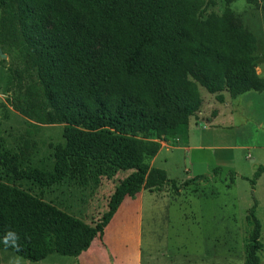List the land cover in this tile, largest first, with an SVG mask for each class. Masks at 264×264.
<instances>
[{"label":"trees","instance_id":"trees-1","mask_svg":"<svg viewBox=\"0 0 264 264\" xmlns=\"http://www.w3.org/2000/svg\"><path fill=\"white\" fill-rule=\"evenodd\" d=\"M203 6V0H0L2 38L22 65L13 70L22 73L33 55L24 78L5 68L11 84L0 123L9 107L35 124L21 131L16 153L3 151L0 136V249L29 262L51 253L76 258L101 236L124 197L165 184L177 195L174 181L149 163L161 142L186 146L189 119L201 106L197 85L219 103L223 92L233 98L264 89L252 33L228 8L202 19ZM36 125L62 127L61 142L48 143L50 172L21 168ZM69 157L88 160L72 161L67 177L90 176L93 168L113 174L111 166L130 172L93 227L17 186L54 184ZM263 170L264 164L256 167L251 186ZM247 219L252 231L244 264H258L254 203Z\"/></svg>","mask_w":264,"mask_h":264},{"label":"rangeland","instance_id":"rangeland-1","mask_svg":"<svg viewBox=\"0 0 264 264\" xmlns=\"http://www.w3.org/2000/svg\"><path fill=\"white\" fill-rule=\"evenodd\" d=\"M201 18L209 13L220 15L228 8L255 38V72L264 81V5L261 0H203ZM10 46L2 38L0 25L1 68L22 69L17 53L8 54ZM201 99L199 111L189 120L192 146L202 145L203 150L188 149L182 152L179 140L160 143L161 151L153 163L154 168L165 172L178 188L174 195L165 184L155 204L144 200L141 217L140 264H244L250 245L252 223L247 219L249 208L254 203V215L259 222L260 250L256 253L258 264H264V170L253 186L248 182L258 165L264 164V89L245 92L233 98L222 93L221 103L197 85ZM5 95L0 94V105ZM1 114V109H0ZM9 115V114H8ZM2 122V121H1ZM37 141L48 145L61 142V127L37 129ZM0 134L3 133L0 130ZM180 151H174L178 150ZM168 150V151H167ZM162 158L165 159L164 163ZM219 169L212 175L213 169ZM110 176V181L101 190L102 197L111 191L112 173L103 174L93 168L89 180L77 178L74 173L42 193L45 202L62 192L57 201L59 209L69 216L89 224L69 201L67 190L75 198L84 196L94 180ZM232 175L233 182L229 183ZM188 185L181 183L191 179ZM200 177H208L203 182ZM35 187H33V186ZM17 186L39 194V186L21 182ZM147 191V190H146ZM32 195V194H31ZM36 196V195H33ZM49 196H52L49 199ZM104 201L101 200L100 203ZM94 222V221H93ZM108 237L110 233L107 235ZM93 241L90 250L96 247ZM106 249V248H105ZM110 259L111 255L107 252ZM124 249L115 247V259L124 263ZM104 256L98 257L102 264ZM75 258L50 256L36 264H71ZM108 259V261H109ZM0 264H2L0 262ZM7 264H33L13 257Z\"/></svg>","mask_w":264,"mask_h":264},{"label":"crops","instance_id":"crops-1","mask_svg":"<svg viewBox=\"0 0 264 264\" xmlns=\"http://www.w3.org/2000/svg\"><path fill=\"white\" fill-rule=\"evenodd\" d=\"M32 57L33 55L31 54L29 62L22 73H19L12 69L13 74H15L20 78H24L30 72V63ZM10 84H11L10 74L6 71V69L0 67V94L6 96V89L10 86ZM7 111L9 114L8 118L0 123V130L3 133L2 135L0 134V136H2L3 138V151L6 154L10 155L16 153L19 149V146L23 139V136L20 135L21 131L29 127V125L35 126V124L23 118L16 112L12 111L9 107H7ZM36 126L40 130H43L44 128H51V127L55 128L58 126L61 127V125H51V126L36 125ZM191 126L192 125H190V120H189L186 146L185 147L179 146L180 148H182L183 150L182 152L184 151L189 152L190 150L186 151L188 149L203 150L207 148L202 145L192 146L190 144L191 141H190L189 133H190V129L192 128ZM27 140L29 147L27 152L23 156L21 168L23 169L36 168L41 171L50 172L53 166V158H52V151L48 148V145L44 144L43 142L37 141V135L35 133H31L27 138ZM161 149L162 148H160L157 154L151 159L149 163L151 167H153V163L158 159L159 152L161 151ZM174 151H180V149ZM86 160L88 159L69 157L67 159L68 170L61 179H59L57 182H55L50 186L40 188L39 191L41 194L39 195H37L38 193L34 191L33 193H31L29 190L26 191H28L32 195H36L35 197L37 198L39 197L41 198L42 193L46 194V192H48L50 188H52L53 186H57V184H59L60 182L66 179L69 170L71 168L72 161L81 164ZM161 160L164 163L165 159L162 158ZM111 168H113L114 176L111 181L112 182L111 191L109 192L108 196L102 197L100 195V192L101 190L104 191V187H107L106 184L110 181L109 175H106L101 180L98 179L94 180L91 186H88V192L86 194V197L81 195V197L75 196V198H73L72 192H69L67 190V198L69 201H76L78 199L76 201L78 203L77 204L74 203V205L79 210V212H81L84 215L86 221H90L89 224H87L88 226L93 227L98 222L100 216L102 215L103 212H105L107 208V202L114 187L130 173L129 171H121L113 166H111ZM82 178L83 180H89L88 176H83ZM160 192L161 191L149 192L146 190H141L140 192H138V194L134 199L124 197L121 203L119 204V206L117 207L116 211L112 215L111 219L107 223V225L103 228L101 236L96 235L92 239L87 250L80 253L71 264H97L99 263L97 262V260L98 257H100V255L104 256V258H102L104 260L102 264H121L119 263V261L115 259V247L124 249L125 257L123 264H140L139 260H140L141 217H142L141 213H142L143 202L144 200H146L150 202L152 205H154L155 200H159V198L162 197L157 194ZM62 195L64 196V194L60 192L59 194L53 196L54 198L52 200H48L49 202H45V201L44 202L59 209L57 205L58 204L61 205V203H58L57 201H59L58 198H60V196ZM51 197L52 196H49V199ZM103 199L104 201L100 203V201ZM109 233L111 237L107 236ZM93 241L96 242L95 245L96 247L90 250ZM107 252L111 255L110 259L107 256ZM57 255L58 254L56 253H51L47 255L44 259L40 260V262L46 260L50 256H57ZM13 257L25 260L21 257H18L9 250L0 249V262L2 264H7V262L11 260ZM63 257L73 259V257L70 256H63ZM32 263L36 264L37 262H32Z\"/></svg>","mask_w":264,"mask_h":264},{"label":"water","instance_id":"water-1","mask_svg":"<svg viewBox=\"0 0 264 264\" xmlns=\"http://www.w3.org/2000/svg\"><path fill=\"white\" fill-rule=\"evenodd\" d=\"M0 57H1V58H4L5 55H4L2 52H0Z\"/></svg>","mask_w":264,"mask_h":264},{"label":"clouds","instance_id":"clouds-1","mask_svg":"<svg viewBox=\"0 0 264 264\" xmlns=\"http://www.w3.org/2000/svg\"><path fill=\"white\" fill-rule=\"evenodd\" d=\"M9 235H11V233Z\"/></svg>","mask_w":264,"mask_h":264}]
</instances>
